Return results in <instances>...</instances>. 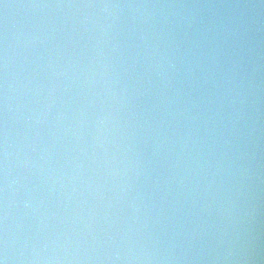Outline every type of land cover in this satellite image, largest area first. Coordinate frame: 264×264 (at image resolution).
I'll return each mask as SVG.
<instances>
[{
	"label": "water",
	"instance_id": "obj_1",
	"mask_svg": "<svg viewBox=\"0 0 264 264\" xmlns=\"http://www.w3.org/2000/svg\"><path fill=\"white\" fill-rule=\"evenodd\" d=\"M3 264H264V0H0Z\"/></svg>",
	"mask_w": 264,
	"mask_h": 264
},
{
	"label": "snow or ice",
	"instance_id": "obj_2",
	"mask_svg": "<svg viewBox=\"0 0 264 264\" xmlns=\"http://www.w3.org/2000/svg\"><path fill=\"white\" fill-rule=\"evenodd\" d=\"M0 264H3V261L2 260H0Z\"/></svg>",
	"mask_w": 264,
	"mask_h": 264
}]
</instances>
